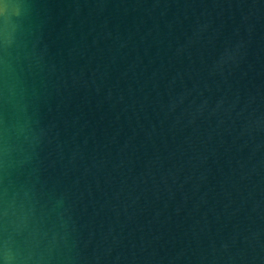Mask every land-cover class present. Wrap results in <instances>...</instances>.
Returning a JSON list of instances; mask_svg holds the SVG:
<instances>
[{"label": "water", "instance_id": "water-1", "mask_svg": "<svg viewBox=\"0 0 264 264\" xmlns=\"http://www.w3.org/2000/svg\"><path fill=\"white\" fill-rule=\"evenodd\" d=\"M0 264H264V0H5Z\"/></svg>", "mask_w": 264, "mask_h": 264}, {"label": "clouds", "instance_id": "clouds-1", "mask_svg": "<svg viewBox=\"0 0 264 264\" xmlns=\"http://www.w3.org/2000/svg\"><path fill=\"white\" fill-rule=\"evenodd\" d=\"M12 6L5 2V0H0V15H2L7 22V18L10 15Z\"/></svg>", "mask_w": 264, "mask_h": 264}]
</instances>
